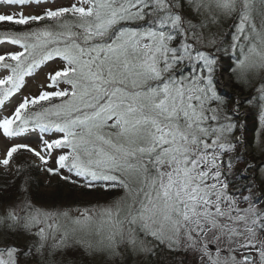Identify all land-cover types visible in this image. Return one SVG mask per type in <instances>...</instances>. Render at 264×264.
<instances>
[{
	"label": "snow or ice",
	"instance_id": "obj_1",
	"mask_svg": "<svg viewBox=\"0 0 264 264\" xmlns=\"http://www.w3.org/2000/svg\"><path fill=\"white\" fill-rule=\"evenodd\" d=\"M13 99L0 264H264V0H0ZM33 170L122 194L37 205Z\"/></svg>",
	"mask_w": 264,
	"mask_h": 264
},
{
	"label": "trees",
	"instance_id": "obj_2",
	"mask_svg": "<svg viewBox=\"0 0 264 264\" xmlns=\"http://www.w3.org/2000/svg\"><path fill=\"white\" fill-rule=\"evenodd\" d=\"M225 68L227 67V60L225 61V64L223 65ZM256 81H253V84H255ZM235 91V87L233 89ZM241 94L244 96L249 95L248 90L241 89ZM251 118L248 120L249 125H251L252 120L255 119V111H251ZM25 159L24 157H21L20 160ZM243 167V165H241ZM40 172L33 170L31 173V190H32V198L33 201L37 205H43V206H52L53 203L61 206H70L73 203L82 202L84 198H92L96 197L98 199L97 203L101 200L99 199H108L114 198L116 196L117 192H114L112 195H97L94 191L89 192L88 190L81 189L77 191H71L70 186L66 185L64 181L57 180V182L54 184L53 188L49 189L48 191L42 190L41 183L39 185V181L37 178H39ZM11 179V178H10ZM17 183H19L17 181ZM257 183H259V180H257ZM10 191L14 192V189H10ZM120 193L118 192V195ZM107 200V201H108ZM179 257L178 254H169L163 261V264H171L173 258ZM151 259V257L149 258Z\"/></svg>",
	"mask_w": 264,
	"mask_h": 264
},
{
	"label": "rangeland",
	"instance_id": "obj_3",
	"mask_svg": "<svg viewBox=\"0 0 264 264\" xmlns=\"http://www.w3.org/2000/svg\"><path fill=\"white\" fill-rule=\"evenodd\" d=\"M68 2V0H64V3L66 4ZM228 27V24L226 23L224 25V29H227ZM227 60V58H225V61ZM42 79V77H41ZM37 91V87H36V84L34 83H31L29 82V85L28 87H26L23 92L24 94H35ZM15 105V100L13 99L12 101L8 102L7 103V110H4V109H0V114L2 115H8L10 113V110L12 109V107ZM245 108L248 109L249 112H251L252 110L255 111L254 109H252L250 106H245ZM243 111V109H242ZM5 143V141L0 138V146H2L3 144ZM21 158V157H20ZM24 160V159H22ZM36 171H39V170H36ZM40 172V171H39ZM39 178L38 181H39V185L41 183V186H42V190H45V191H48L49 189L53 188L54 184L57 182V180H60L59 177H56V176H53V177H48L47 174L43 173V172H40V176H38ZM49 180H50V185H49ZM122 193H120L119 195H121ZM118 195V192L116 193V196L114 198H111L110 200H113L115 199L116 197L119 196ZM101 200L100 204H103L105 203L108 199H99ZM108 200V201H110ZM97 201L98 199L96 197H92V198H84L82 202H78V203H73L70 205V207L72 208H85V207H92L94 205L97 204ZM46 207H51V206H46ZM67 207V206H65ZM73 215H77V213L73 212ZM179 256V254H178Z\"/></svg>",
	"mask_w": 264,
	"mask_h": 264
}]
</instances>
